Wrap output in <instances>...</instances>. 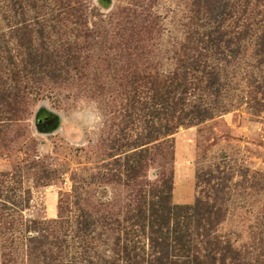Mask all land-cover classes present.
<instances>
[{
	"label": "rangeland",
	"instance_id": "1",
	"mask_svg": "<svg viewBox=\"0 0 264 264\" xmlns=\"http://www.w3.org/2000/svg\"><path fill=\"white\" fill-rule=\"evenodd\" d=\"M68 1L75 12L67 22V31L60 23L29 17L37 25L29 31L6 33L0 42V208H23L28 219L53 220L59 218L63 203L67 217H74L79 213L76 193L81 188L90 193L85 207L102 213L115 210L114 222L119 215L127 216L125 211L136 197L133 187L127 186L128 171L140 169L141 187L151 184L155 189L166 167L174 171L172 206L193 207L202 197L213 204L211 199L220 196L224 210H229L220 227L221 237L238 247L251 248L254 235L256 248H263L264 68H252L255 75L251 82L262 89L252 94L259 85L243 82V93H236L240 97L225 102L226 114L193 127L178 125L175 107L179 97L170 93L171 87L169 112L177 118L163 120L159 105L165 81L173 78L182 60L192 56L190 49H184L187 16L197 9L235 29L237 19L227 21L228 14L232 10L241 13L250 1ZM62 60L70 66L69 74L50 78L54 71L50 70L37 75L35 81L22 80L14 87L12 79L25 66L33 71L36 65ZM16 88L22 89L18 97ZM128 93H136L130 98L140 103L121 98ZM150 107L156 108L162 126L173 123L176 127L162 138L156 132L153 142L145 131L157 129L147 117ZM88 111H98L102 117L96 129L89 130L73 117L74 112ZM166 142L154 157L146 154ZM222 169L227 171L225 175L219 173ZM212 171L215 176L206 174ZM221 184L229 189L220 193ZM20 197L31 199V204L17 208ZM144 203L148 205L147 200ZM148 232L146 236L143 231L129 238L122 236L116 249L114 233L100 252L121 264H127L124 259L132 253H126V248L133 244H140L148 255L157 249L170 252V256L186 254L170 241H166V249L154 245ZM17 248H0V264L7 255L12 259L21 256L18 262H26Z\"/></svg>",
	"mask_w": 264,
	"mask_h": 264
},
{
	"label": "trees",
	"instance_id": "2",
	"mask_svg": "<svg viewBox=\"0 0 264 264\" xmlns=\"http://www.w3.org/2000/svg\"><path fill=\"white\" fill-rule=\"evenodd\" d=\"M249 1L241 13L232 10L228 14L227 21L237 19L235 29L227 22H217L197 9L187 16L188 22L184 26V49L191 50L192 56L182 60L173 78L165 81V91L159 102L163 110L160 113L163 120L177 118L169 112L170 87L173 89L170 93L179 97L175 108L179 113L180 127H193L226 114L228 107L225 102L227 99L240 97V94L237 96L236 93L242 92L240 86L243 82L251 87L259 85L252 94L262 89V85L251 82V79L255 75L252 68H264V0ZM251 5L253 8H250ZM74 12L68 0H0V42L6 38V33L10 35L15 29L29 31L37 20L47 24L60 23L62 29L67 31V22L74 16ZM29 17H34L35 21L29 20ZM21 25L25 27L21 28ZM53 27L57 28L56 25H52V29ZM66 65L65 60L58 61L57 64L50 62L36 65L33 71L25 66L21 74L17 73L10 79L14 87H17L19 81H35L37 75L51 73L50 70H54L52 75H45V78L62 77L69 74L67 68L70 66ZM72 77L74 76H69ZM14 91L15 97H18L22 89L16 88ZM132 95L137 96L136 93H128L121 98L126 96L135 105L140 103V100H132ZM147 111L149 123L157 125V129L153 127L152 131L145 129L150 142L154 141L151 140L152 135L158 134L162 138L170 135L172 128H176L173 123L170 126H162L163 120L157 114L156 108L150 107ZM165 146L167 142L155 147L154 152H145L154 157L156 152L163 151ZM163 169L167 171L162 174L158 187V183L154 184L155 189L151 184H146V188L141 187L140 169L131 168L128 171L127 186L133 187L136 197H133V205L125 211L127 216L119 215L114 222L115 215H118L115 210L102 213L85 207L84 201L90 200V193L85 194V189L81 188L76 193L79 213L74 217H67L63 203L59 218L53 220L28 219L25 216L26 209L23 208H0V228L3 230L0 231V248L11 250L15 246L16 249L19 247L22 260H26L18 262L21 256L12 259L7 255L2 257V264H32L34 261H38V264H121L117 263L116 259L109 261L100 249L108 245V239L114 237V233L117 235L114 239L116 249L122 236L129 238L132 233L140 231L146 236L148 229L150 241L154 245L158 244L166 249V241H170L175 244L176 249L184 250L186 254L170 256V252H158L157 249L148 255L142 251L140 244H133L126 248V253H132L127 254L124 259L127 264H264V247L256 248L257 237L254 235L251 248L244 245L238 247L221 237L220 227L225 222L229 210H224L221 204L223 198L220 196H214L213 199L209 197L213 204L202 197L193 207L172 206L174 171L172 168ZM215 171L206 174L213 177L216 175ZM221 171L219 173L223 175L227 172ZM200 178L199 176L198 180ZM225 189L229 187L223 184L218 187L220 193ZM17 197L15 196V199ZM140 199H143V202H140ZM145 200L148 205L144 203ZM24 203L30 205L31 199L24 200L20 197L16 200L17 208ZM263 241L264 239L261 243Z\"/></svg>",
	"mask_w": 264,
	"mask_h": 264
},
{
	"label": "clouds",
	"instance_id": "3",
	"mask_svg": "<svg viewBox=\"0 0 264 264\" xmlns=\"http://www.w3.org/2000/svg\"><path fill=\"white\" fill-rule=\"evenodd\" d=\"M73 117L82 120L83 126L89 130L96 129L102 119L98 111H88L87 113L74 112Z\"/></svg>",
	"mask_w": 264,
	"mask_h": 264
}]
</instances>
